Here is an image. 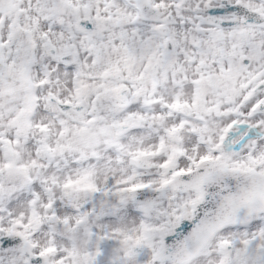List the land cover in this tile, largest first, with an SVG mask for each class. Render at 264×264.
<instances>
[{
    "label": "snow or ice",
    "instance_id": "1",
    "mask_svg": "<svg viewBox=\"0 0 264 264\" xmlns=\"http://www.w3.org/2000/svg\"><path fill=\"white\" fill-rule=\"evenodd\" d=\"M0 264H264V0H0Z\"/></svg>",
    "mask_w": 264,
    "mask_h": 264
}]
</instances>
